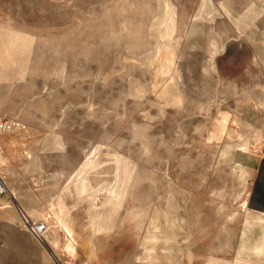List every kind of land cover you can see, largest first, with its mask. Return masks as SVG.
I'll return each mask as SVG.
<instances>
[{"label": "rangeland", "instance_id": "obj_1", "mask_svg": "<svg viewBox=\"0 0 264 264\" xmlns=\"http://www.w3.org/2000/svg\"><path fill=\"white\" fill-rule=\"evenodd\" d=\"M0 120V264H231L264 0H0Z\"/></svg>", "mask_w": 264, "mask_h": 264}, {"label": "crops", "instance_id": "obj_2", "mask_svg": "<svg viewBox=\"0 0 264 264\" xmlns=\"http://www.w3.org/2000/svg\"><path fill=\"white\" fill-rule=\"evenodd\" d=\"M250 195L260 206L250 210L255 220L241 232L238 253L231 264H264V185L253 187Z\"/></svg>", "mask_w": 264, "mask_h": 264}, {"label": "built area", "instance_id": "obj_3", "mask_svg": "<svg viewBox=\"0 0 264 264\" xmlns=\"http://www.w3.org/2000/svg\"><path fill=\"white\" fill-rule=\"evenodd\" d=\"M12 126L14 125L11 124L9 121L0 120V132L10 130ZM43 229H44L43 225H39V224H36L35 226L31 225V230L35 234L40 233Z\"/></svg>", "mask_w": 264, "mask_h": 264}, {"label": "bare ground", "instance_id": "obj_4", "mask_svg": "<svg viewBox=\"0 0 264 264\" xmlns=\"http://www.w3.org/2000/svg\"><path fill=\"white\" fill-rule=\"evenodd\" d=\"M248 20V17H246V18H244L243 19V22H246ZM262 35V34H261ZM238 146V145H237ZM245 147V146H244ZM249 147V146H248ZM230 148V147H229ZM232 149H233V146H232ZM244 150V149H243ZM248 151V150H247ZM227 152V151H226ZM228 153V152H227ZM227 156V155H226ZM244 171V170H243ZM242 173V172H241ZM243 175V174H242ZM244 177V176H243ZM243 184H244V182H243ZM0 189H3V187H2V185L0 184ZM2 191V190H1ZM157 236V235H156ZM156 236H152L153 237V241L152 242H154L155 241V238H156ZM157 238H158V236H157ZM153 251V250H152ZM152 251L150 252V253H152ZM154 259V258H153ZM148 262H150V261H148Z\"/></svg>", "mask_w": 264, "mask_h": 264}]
</instances>
